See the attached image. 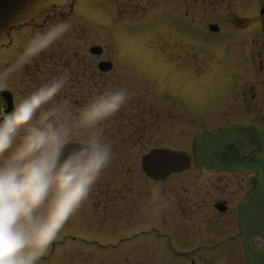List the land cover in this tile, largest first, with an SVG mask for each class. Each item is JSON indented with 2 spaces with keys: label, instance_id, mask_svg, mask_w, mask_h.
Returning a JSON list of instances; mask_svg holds the SVG:
<instances>
[{
  "label": "rangeland",
  "instance_id": "374dc122",
  "mask_svg": "<svg viewBox=\"0 0 264 264\" xmlns=\"http://www.w3.org/2000/svg\"><path fill=\"white\" fill-rule=\"evenodd\" d=\"M73 1L45 0V4H33V0H0V47L5 46V43H16L12 48L15 51L13 54L4 47L0 48V71L14 61L13 56L20 51L19 45L25 44L36 31L46 30L57 22L69 21L72 27L65 37L35 58V62L32 61L35 66L38 62L42 66L45 60L54 61L60 75L68 77L67 85L59 94L60 98L63 97L59 100L60 106L72 107V110H66L67 114L74 115L94 96L106 90L124 88L129 94L126 105L95 128L99 133L88 129L78 132L84 139L98 135L110 146L111 159L90 188L87 198L66 219L59 221L56 238L47 246L39 264H192V259L196 264H264V159H244L228 164V159L206 157L212 154L213 145L200 142L203 127L190 123L184 135L180 129H175L172 132L163 130L162 138L159 133L155 137L160 139L163 147L184 151H191L196 142L198 156L193 168L189 173L173 178L168 184H152L144 176L141 158L153 146L134 140L121 142L120 133L117 136L121 125L120 115L129 118L133 112L131 100H148L150 93L152 95L155 92L159 96L163 92V89L152 86V80L161 85L171 81L177 88L180 84L176 78L169 77L167 67V61L181 59L178 56L181 47L177 49V45L183 43L179 31L168 30L172 27V18L163 19L158 14L151 18H139L132 10L131 3L126 4L129 2L126 0H79L72 8ZM54 2L58 5H53ZM36 7H39L38 11L44 9V17L49 11L71 14L66 19L55 18L44 23L43 18L38 19V14L31 16L26 13ZM11 28L14 31L10 35ZM169 39L177 45L168 47L171 50L167 54L158 51L160 47L152 48L158 44L168 45ZM92 45L102 46L106 56L98 58L90 54ZM7 52L11 57L7 56ZM104 58L113 61V70L104 72V76L94 77L87 66L92 64L99 71L98 63ZM25 70L26 66L14 73L8 82L16 81L14 85L17 87V81L26 78ZM31 71L30 75L34 79L36 69ZM37 76L43 80L42 75ZM19 91L16 90L17 95ZM64 93L71 96L65 98ZM25 96L19 95V99ZM85 96L86 99L83 98ZM200 99L203 102L206 100ZM202 118L210 123L214 117ZM196 135L198 138L194 140ZM23 137L24 134L19 133L18 139L23 140ZM32 148L33 145H30L29 149ZM257 173L258 190H254L249 201L244 203L251 186L250 180ZM228 177L235 179L226 180ZM171 189L183 196L189 211L188 220L181 213L171 218L172 212L166 206V202H169L166 195ZM120 198L126 200L121 205ZM228 198L230 206L227 213L215 209V203ZM254 205L260 211H256L250 220L249 211ZM58 211H47L46 223L49 226L55 221ZM44 224V220L37 219V231ZM143 231L146 233L124 244L121 249L104 247L116 245L121 238ZM170 237L173 250L169 248ZM228 239L233 241L219 245ZM54 242L56 245L51 253ZM202 247L213 248H205L193 258L177 255H189Z\"/></svg>",
  "mask_w": 264,
  "mask_h": 264
},
{
  "label": "flooded vegetation",
  "instance_id": "af4514ba",
  "mask_svg": "<svg viewBox=\"0 0 264 264\" xmlns=\"http://www.w3.org/2000/svg\"><path fill=\"white\" fill-rule=\"evenodd\" d=\"M126 1H129L126 4L131 3L132 10L136 15H139V18H151L155 14L163 19L172 18V27L168 30L179 31L183 43L177 45L169 39L168 45H153L152 48L160 47L161 50L158 51L166 54L171 50L169 48H173L175 45H177V49L181 47V54L178 55L181 59L179 61H167L169 77L176 78L180 84L177 88V86L174 87L175 83L171 81L168 83L166 81L161 85L152 80V86L163 89V92L161 91L159 96L155 92L152 95L150 93L148 100H138L137 98L131 100L133 112L130 117L120 115L121 125L117 130V136L120 133V141L134 140L139 144L145 142L153 147H163L164 144L158 137H155L157 133L162 138L163 130L172 132L175 129H180L184 135L189 124L194 123L204 129L200 142L205 141L206 145L210 142L213 145L212 154L209 156L207 154L206 157L228 159V164L236 163L237 160L244 161V159H264V0ZM44 2L45 0H33L32 3L44 4ZM38 9L39 7H36L30 12V15H40L42 11H38ZM69 15H65L64 12L48 14L53 19L62 17L66 19ZM12 29L14 30L11 28L10 32ZM14 44L16 43H5V46L2 47L10 51L9 53L12 51L13 54L15 52L12 50ZM23 45H19V49ZM54 54L52 56H55ZM7 56H9L8 52ZM105 56L103 51L100 56L96 57ZM57 57L60 58L62 55H57ZM33 62L26 65L27 70L24 74L26 78L17 81V87L14 85L16 81H11V83L8 82L9 86L0 88L12 93L14 109L20 102L19 95H29L42 84L61 76L54 61L45 60L42 66L39 62L35 66ZM87 67H90L91 70L89 71L94 77L98 78L105 75L95 69L92 64ZM33 68L36 69L34 79L30 75ZM37 74L43 76L42 81L38 79ZM15 89L20 90L19 95ZM63 95L65 98L71 96L68 93ZM61 98L58 96L51 107L53 109L61 108L66 113V109L72 110V107H67L68 105H65V108L63 105L60 106L61 101L59 100ZM200 98L204 100L206 98V100L203 102ZM0 110L3 112L10 111L8 101L1 94ZM203 116L214 118H211L210 121L212 122L208 123V120L202 118ZM20 134L25 135L23 130ZM125 136L130 138H125ZM197 138L198 135L194 136V140ZM195 143L191 147V151H186L192 153V159H196L198 156L197 144L195 145ZM30 145L35 147L31 143L25 144L26 151L32 150L29 149ZM175 150L184 151L180 148ZM241 164H245V162ZM192 168L193 165L187 171L173 173L164 182L147 179L152 184H168V182H172L173 178L189 173ZM232 179L235 178L228 177L226 180ZM252 185L253 182L246 196L252 192ZM131 191L134 190L131 189ZM166 196L169 197L166 206L168 205L172 212L171 218H175L181 213L187 219L189 211L184 204L183 196L175 193V190L172 189L167 192ZM120 199V205L126 201L125 198ZM223 203L226 205V210L223 213H227L230 206L229 198L223 200ZM216 204L218 203H215L214 207ZM54 205L53 202L45 207L47 211L59 210L58 207L54 208ZM117 212L120 213L119 210ZM125 241H122L121 246L133 241V239H126ZM231 241L233 239L223 240L219 245ZM213 247L199 248L198 251L195 250L188 256L193 258L201 250Z\"/></svg>",
  "mask_w": 264,
  "mask_h": 264
},
{
  "label": "clouds",
  "instance_id": "9594fccd",
  "mask_svg": "<svg viewBox=\"0 0 264 264\" xmlns=\"http://www.w3.org/2000/svg\"><path fill=\"white\" fill-rule=\"evenodd\" d=\"M69 21L38 30L15 53V59L0 71V88L18 70L63 39ZM68 83L62 75L42 84L23 97L14 110H0V264H39L59 226L46 223L43 206L66 200L67 218L87 198L90 188L111 159V148L98 135L83 141L67 156L64 150L81 129H94L127 103L126 89H110L94 96L78 113L67 114L51 105ZM23 140L18 136L21 131ZM34 144L26 151L25 144ZM39 196V199H37ZM37 219L45 221L39 231Z\"/></svg>",
  "mask_w": 264,
  "mask_h": 264
},
{
  "label": "water",
  "instance_id": "95a60500",
  "mask_svg": "<svg viewBox=\"0 0 264 264\" xmlns=\"http://www.w3.org/2000/svg\"><path fill=\"white\" fill-rule=\"evenodd\" d=\"M98 47L92 48L91 51L95 52ZM101 50V49H100ZM104 68H109L111 64L103 63ZM101 65V66H102ZM80 144H72L65 149L68 151H76ZM189 160L185 154L176 153L167 149H156L143 157V169L145 173L157 180L165 179L171 172L181 170Z\"/></svg>",
  "mask_w": 264,
  "mask_h": 264
},
{
  "label": "snow or ice",
  "instance_id": "6c2138e0",
  "mask_svg": "<svg viewBox=\"0 0 264 264\" xmlns=\"http://www.w3.org/2000/svg\"><path fill=\"white\" fill-rule=\"evenodd\" d=\"M70 153H72V152H70V151L65 149L63 155L67 156ZM37 199H39V196H37ZM69 206H70V204H69V202L67 200L60 205L59 211H58V213L56 215L55 221L53 222L52 226H57L58 225L59 221L62 220L64 215L66 214L67 207H69ZM39 212H40L41 215H43L44 213L47 212V208L42 206L39 209Z\"/></svg>",
  "mask_w": 264,
  "mask_h": 264
}]
</instances>
